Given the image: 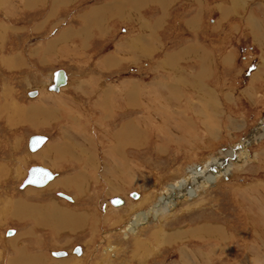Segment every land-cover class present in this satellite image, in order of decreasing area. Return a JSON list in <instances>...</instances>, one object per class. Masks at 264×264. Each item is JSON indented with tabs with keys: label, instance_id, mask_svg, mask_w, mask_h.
<instances>
[{
	"label": "rangeland",
	"instance_id": "obj_1",
	"mask_svg": "<svg viewBox=\"0 0 264 264\" xmlns=\"http://www.w3.org/2000/svg\"><path fill=\"white\" fill-rule=\"evenodd\" d=\"M5 1L0 9V141L4 142L0 146V264H60L52 252L68 251L74 259L77 245L85 249L80 264H107L110 258L109 264H264V130L248 148L254 160L237 164L196 202L172 206L175 209H168L163 218L135 235L117 232L129 220L127 214L135 211L130 209L132 201L149 195L150 202H155L166 186L187 174L186 169L212 154L222 152L229 159L228 151L263 124L264 0H111V11L91 8L78 30L71 28L74 0H40L33 9L25 7L26 0ZM207 2H216L218 8L202 12ZM48 4L49 11L38 10ZM55 6L68 8L52 12ZM109 18L124 21L113 27L119 28L113 32L121 38L117 43L100 40L99 32L105 33ZM89 23L97 32L89 40L99 38L94 47L92 41L87 44L92 35ZM80 30L86 37L77 35L84 39L82 44L81 38L79 44L74 41ZM57 36L69 44H60ZM63 46L69 54L62 52L61 61L47 73L31 60L49 47V56L42 58L51 61ZM79 55L89 58L78 65L64 58ZM58 69L67 72L70 86L59 93L42 90L38 97L26 95L29 87L44 88ZM164 80L168 85L161 83ZM129 85L134 89L130 95L137 98L126 106L122 100L130 96ZM5 87L15 89L18 97L2 96ZM106 90L107 97L102 99ZM107 99L112 110L105 114ZM21 105L27 107L20 110ZM137 116L139 125L147 128L139 133L140 145L126 152L124 168H112V159H119L120 153L109 152L107 135L119 132ZM35 134L48 137L40 153L28 150ZM12 144L18 149L15 160ZM82 148L93 155L92 167L86 165L85 171L84 163L76 160ZM97 155L104 166H98ZM35 164L56 172L57 178L42 187L21 189V181ZM14 167L19 171L13 172ZM82 171L88 180L81 175L76 179ZM117 173L130 181L118 183ZM114 197L121 198L122 204L114 205L110 200ZM19 198L37 204L42 213L35 219L20 218L11 208V202ZM145 199L138 205L140 210H150L151 203H144ZM125 205L128 213L111 209ZM55 206L66 213L88 210L91 216L80 229L64 230L65 223L55 226L60 221H54L58 218ZM9 209L11 215H7ZM46 216L52 217V225ZM9 229L14 233H8ZM20 250L33 262H14Z\"/></svg>",
	"mask_w": 264,
	"mask_h": 264
},
{
	"label": "bare ground",
	"instance_id": "obj_2",
	"mask_svg": "<svg viewBox=\"0 0 264 264\" xmlns=\"http://www.w3.org/2000/svg\"><path fill=\"white\" fill-rule=\"evenodd\" d=\"M40 0H26L25 1V7H29L30 9H33V7H35V5L39 2ZM124 1V0H123ZM112 2V1H111ZM114 2V1H113ZM6 1L5 0H0V9H2V7L4 8V5H5ZM60 3H63L62 1ZM237 3V2H236ZM238 5V3H237ZM6 13V12H5ZM87 13V12H86ZM10 14V13H9ZM257 23V22H256ZM250 25V24H249ZM87 27V26H86ZM254 27V26H253ZM4 28V27H3ZM261 28V27H260ZM264 28H262L261 31H263ZM78 30V29H77ZM65 31V30H64ZM255 31V30H254ZM264 33V31H263ZM65 35V34H64ZM76 35L78 36H84L85 34H83V31H77ZM57 40H60V44H65V43H68L69 42L67 40L64 41V39L62 38V36H57ZM84 38H86L84 36ZM263 38V36H262ZM137 38H135L133 41H135ZM54 40V38H53ZM61 46V45H60ZM50 47H51V44H50ZM81 49H83L82 47H80ZM48 49L49 47L46 48V53L42 54V56L45 57H48L49 56V52H48ZM68 50V47H65L63 46L62 49H60V52L58 51V53H56L55 55L61 57V55L63 54L62 52H65V53H68L69 52L67 51ZM69 50L71 51V49L69 48ZM75 52V51H74ZM33 53V52H32ZM76 53V52H75ZM48 54V55H47ZM134 55V54H133ZM11 60V58H10ZM13 64V62L11 63ZM5 65V64H4ZM59 70V69H58ZM57 71V70H56ZM52 72L51 74V77L48 78V81H46V83H44V88H43V85L41 87H34V89H30L31 87L27 88V92H26V95L29 97L32 96V97H38L42 90H45L47 91L48 93H59L61 91H63L62 89L63 88H66L68 86H70L71 84L69 83V79H68V74L67 72L64 70L65 74H66V83L65 84H62L60 85L59 87L55 88V86L53 85V83L55 82V72ZM200 72V71H199ZM259 72V71H258ZM23 77V80L25 82H28V77L27 76H22ZM47 77V76H46ZM161 82V81H160ZM170 82V81H169ZM163 84H166L168 85L167 81L165 82H161ZM5 84V83H4ZM91 84V83H90ZM128 85V84H127ZM126 85V86H127ZM177 85V84H176ZM4 86V85H3ZM52 86V87H50ZM137 86V85H136ZM140 87V86H139ZM178 87V86H177ZM90 88V87H89ZM129 90H128V93L130 95V93H134L133 92V87H131V85H129ZM135 88V86H134ZM151 88V87H150ZM53 89H56V91H54ZM104 89V88H103ZM152 89V88H151ZM175 89V87H174ZM173 89V90H174ZM7 90H10V92H7ZM93 90V89H92ZM125 90H126V87H125ZM145 90V89H144ZM143 90V92H144ZM168 90V89H167ZM99 91H102V90H99ZM98 91V92H99ZM142 91V89H141ZM153 92V89L151 90ZM177 91V89H176ZM179 91V89H178ZM177 91V92H178ZM155 92V91H154ZM3 94H1L2 96L5 95L6 97H10L12 99H16L18 97V92L11 88V87H5L4 88V91L2 92ZM107 93L108 91H104L103 94L101 95V98L104 97V99H106L107 97ZM114 93V91H113ZM117 93V92H116ZM142 93V92H141ZM147 93V91H146ZM157 92H155L154 94H156ZM173 93V91H172ZM16 94V95H15ZM119 94V93H118ZM145 94V93H144ZM150 94V93H149ZM177 94V93H176ZM14 95L16 96V98H14ZM54 95V94H53ZM114 95H116L114 93ZM121 95V94H120ZM134 95V94H133ZM133 95L129 96H125L126 98V101H123L122 99L124 98H121L122 100V104H125L126 106H128L130 104L129 100L130 99H134V98H137V97H133ZM174 94L171 95V97L173 96ZM117 96V95H116ZM144 96V95H143ZM155 96V95H154ZM178 96V94L176 95V97ZM111 97V96H110ZM108 97V99L110 98ZM115 97V96H114ZM118 97V96H117ZM120 97V96H119ZM122 97V96H121ZM131 97V98H130ZM140 97V96H139ZM151 97V96H150ZM156 97V96H155ZM124 98V99H125ZM141 98H143L141 96ZM149 98V97H148ZM159 98V97H158ZM178 98V97H177ZM176 98V99H177ZM103 99V98H102ZM101 99V100H102ZM107 100H104L103 102L107 105L104 106V112L105 114L107 113H110L111 110H109V108L111 106H109V101ZM119 99V98H118ZM151 99V98H150ZM156 99V98H154ZM173 99V98H171ZM7 100V99H6ZM58 100V99H57ZM178 100V99H177ZM114 101H115V104H116V99L114 98ZM113 101V102H114ZM158 101V100H157ZM156 101V102H157ZM2 102V101H1ZM118 102V100H117ZM121 102V101H120ZM159 102V101H158ZM5 103V102H3ZM1 104V103H0ZM142 104V103H141ZM148 104V103H147ZM151 104V103H150ZM163 104V103H162ZM4 105V104H3ZM118 105V104H117ZM140 105V104H139ZM143 105V104H142ZM171 105V104H170ZM169 105V106H170ZM22 107L19 108L20 110H23L24 108H26L27 106H24V105H21ZM119 106V105H118ZM122 106V105H120ZM136 106V105H134ZM163 106V105H162ZM167 106V105H166ZM156 107V106H155ZM159 107V106H158ZM157 107V108H158ZM122 108V107H121ZM150 108V107H149ZM148 108V110H149ZM161 108V107H160ZM159 108V109H160ZM166 107H164L165 109ZM171 108V107H170ZM118 109H120V107H118ZM128 109V108H127ZM156 109V108H155ZM173 109V108H172ZM87 110V109H86ZM144 110V109H143ZM147 110V109H146ZM151 110V109H150ZM154 110V109H153ZM167 110V109H166ZM169 110V109H168ZM170 111V110H169ZM149 112V111H148ZM155 112V111H154ZM157 112V111H156ZM174 112V111H173ZM16 113V112H15ZM73 114V113H72ZM147 114V113H146ZM158 114V113H157ZM169 114V113H168ZM144 115V114H143ZM150 114H148V117H149ZM6 116V115H5ZM23 116V115H21ZM142 116V115H140ZM158 116V115H156ZM170 115H168L169 117ZM173 116V115H172ZM133 117V116H132ZM139 116H137L136 118H134L133 120H129L128 122L124 123L123 126L121 127L120 125V129L118 130L119 132H116L115 134H108L107 135V138H108V141H109V144H110V148H109V152L112 153V154H117L120 153V156H119V159L117 160H114V158L112 159L113 161V166L112 168H114L115 166L118 167V170H121L122 168H124L127 164V160H126V152L128 150H131V148L133 147H136V146H139L140 145V136H139V133H143L145 132V130L147 129L144 125V127H142L141 125V122H140V119L141 118H138ZM143 117V116H142ZM154 117V116H153ZM163 118V117H162ZM171 118V117H170ZM151 119V118H150ZM172 119V118H171ZM8 120V119H7ZM144 120V119H143ZM149 120V119H148ZM146 121H147V116H146ZM145 122V121H144ZM150 123V122H148ZM263 124H261L259 127H256L255 130L250 134V137H247L245 140L242 141L241 144H239L238 148L237 147H232L231 150L228 151V154L230 155L229 156V159L226 158L222 152L220 153H215V154H212V156L207 159L206 161L203 160V163L202 164H194V166H190L187 170V174L185 176H182L180 177L177 181L171 183L170 185L166 186L165 189L162 190L163 194L159 195L157 200L155 202H150L151 198L149 197V195L145 196V197H142V195L140 196L139 200H135V201H132L131 205H130V209L131 207L133 208V211L130 215L127 214V218L129 219L128 221L126 220L127 223H125L121 228H119V230L117 232H123L124 235L128 236L130 233H133L134 235L136 233H138L137 230H143V228H145L147 225H149V223H154V221H159V219L163 218L164 216V213L165 211H167L168 209H172L174 207V205H180L182 204L183 202H196V200L198 199V197H200L201 194H203V191L204 190H207L209 188H212L216 185H218V183H220L219 180L223 179L225 177V175H228L230 174L234 169H235V166L239 163L242 162L241 165H243L244 163L246 164L247 161L249 160H254V157L250 156L249 152H248V148L249 146L256 142L257 141V135L259 133H261L263 130H264V122H262ZM143 124V123H142ZM143 128V129H142ZM145 128V130H144ZM151 128H152V125H151ZM154 129V128H153ZM157 130V129H156ZM152 131V130H151ZM144 134V133H143ZM144 142V141H143ZM4 143L2 141H0V146L1 144ZM8 143V142H7ZM48 143V137H47V140L37 149V150H30L29 149V141H28V150H30L31 152H35V153H40L43 149V147ZM186 143V142H185ZM99 144V142H98ZM191 144V143H190ZM164 145V144H163ZM17 146V145H16ZM166 146V145H165ZM56 147V146H54ZM62 147V146H61ZM1 148V147H0ZM16 147L12 144L11 145V150H12V156H13V160H15V156H16ZM58 149V148H56ZM1 150V149H0ZM86 149H81L80 152H78L76 155V160L79 161L80 165L82 164V162L84 163V165L82 164V170L86 169V165H90V167H92V161H91V158L93 155H90L89 153H87L85 151ZM162 150V149H161ZM222 151V150H221ZM55 152V151H54ZM59 153V152H58ZM128 153V152H127ZM125 156V157H124ZM28 157V155H27ZM55 157V156H54ZM98 157V155H97ZM74 158V157H73ZM12 159V158H11ZM99 159L101 160V156L98 157V162H99ZM90 160V161H89ZM7 161V160H6ZM97 159L94 157L93 158V162L94 164L96 163ZM102 161V160H101ZM105 162V161H104ZM22 163V162H21ZM87 163V164H86ZM226 163H228L226 165ZM234 163V164H232ZM10 164L13 165V163L11 162ZM9 164V165H10ZM9 165H6L4 164V166H7L9 167ZM95 166V165H94ZM99 167L101 166H104V163L99 162L98 164ZM6 167V168H7ZM94 168V167H93ZM111 167L109 168L110 170L112 169ZM8 170V168H7ZM109 172V174H111V172ZM19 169L17 170L16 167L13 168V172H18ZM85 171V170H84ZM82 171V173H79L76 177L77 180H79L78 177L81 176H84L86 172ZM115 171V170H113ZM112 171V176H116V171L115 173ZM178 171V170H177ZM182 171V170H181ZM11 172V171H10ZM54 172V171H53ZM56 175L57 173L54 172ZM19 174V173H18ZM119 175V173H117ZM55 175V179L57 178V176ZM27 176V175H26ZM25 176V178H26ZM159 176V175H158ZM7 177V176H6ZM87 180H88V177L84 176ZM125 177V176H124ZM161 178L163 176H160ZM24 178V179H25ZM81 178V177H80ZM117 180H118V183L120 182H123V181H130V180H127V179H123V177H121L120 175L116 177ZM23 179V181H24ZM54 179V181H55ZM52 181V180H51ZM50 181V182H51ZM53 181V182H54ZM60 181V180H59ZM59 181H57L56 183L58 185L62 184V183H58ZM111 181V180H110ZM151 181V180H150ZM116 182V181H115ZM22 181L20 183V188L22 189L21 185H22ZM117 183V182H116ZM149 183V182H148ZM150 184V183H149ZM64 185V184H63ZM111 185V183H110ZM123 185V184H122ZM151 185V184H150ZM149 185V186H150ZM54 186V184H53ZM55 186H57L55 184ZM54 186V187H55ZM112 189H114L115 191H118L119 192V189L115 187V183H113V185H111ZM124 186V185H123ZM27 187H31V185H27L25 186L23 189H26ZM48 187V186H47ZM161 188V187H160ZM82 189V188H81ZM26 193V192H25ZM59 193H62V192H59ZM148 193V192H147ZM146 193V194H147ZM61 196V195H60ZM68 196V195H67ZM70 197V196H69ZM134 197H137L136 194H134ZM14 197H12L13 199ZM66 198V197H65ZM71 198V197H70ZM114 198H118L119 200H121L120 203H114L113 202V198L110 199L111 202L118 206V205H121L123 200L119 197H114ZM145 199L144 203L145 202H150L151 203V206H150V210H140L138 207V205H142V201L143 199ZM10 198H7V200H9ZM68 199V198H66ZM137 199V198H136ZM68 200H71V199H68ZM72 201H76V199L74 197H72ZM192 202V203H193ZM31 202H27L25 201L24 198H19L18 200H15L14 203L11 202L12 206L11 208L14 207L15 209V212L14 213H19V217L20 218H30V219H35V215L37 214H40L41 211H39V208H41L40 206H37V204H30ZM199 203V202H198ZM50 204V203H48ZM202 204V202H201ZM10 205V204H9ZM199 205V204H198ZM52 205H49L48 208H50ZM114 207V208H111L112 210H114L115 208H118V210H122L124 212H127L128 213V208L127 206H121V207ZM56 207V206H55ZM196 207V206H195ZM57 208V207H56ZM143 208V207H142ZM175 209V208H174ZM10 210V209H9ZM7 211V215H11V210L10 211ZM59 210V211H58ZM64 210V209H63ZM117 210V209H116ZM117 210V212H118ZM55 211L58 213V218H54V221L56 220H60V221H56L55 223V226H57V222L58 224L60 223H65V225L63 226L64 230H70L72 232L76 231L77 229H80L81 227V224H83V222L86 223V221L88 220V217L91 216V212L88 211V210H83V211H78V212H69V213H66V211H62L60 209H55ZM61 211V212H60ZM177 211V210H176ZM115 212V210L113 211ZM168 212V211H167ZM42 213V212H41ZM126 214V213H125ZM166 214V213H165ZM173 214V213H172ZM132 215V216H131ZM170 215V214H169ZM261 215V214H260ZM109 216L111 217L110 213H107L105 215V219H109ZM125 216V215H124ZM32 217V218H31ZM75 218V219H74ZM45 219H47L48 221V224H51L52 225V217H49V216H46ZM63 219V221L61 220ZM70 220V223H68L67 220ZM21 220V219H20ZM25 220V219H24ZM75 222V224H74ZM66 224H68V226L66 227ZM213 228V227H212ZM62 229V228H61ZM108 233V232H107ZM153 233H155L153 231ZM152 233V234H153ZM220 233V232H218ZM6 234V233H5ZM132 234V235H133ZM154 235V234H153ZM244 235V234H243ZM108 236V235H107ZM106 236V237H107ZM245 236V235H244ZM5 237V236H4ZM6 238V237H5ZM10 239V238H8ZM263 241V240H262ZM264 242V241H263ZM262 242V244H264ZM260 244V243H259ZM261 248V247H260ZM82 249V248H81ZM58 251H61V250H58ZM85 251V249H84ZM83 249H82V252L81 253H77V256L78 257H74V259H70V253L68 251L66 255H61V256H55V257H58L60 259V264H80V260L79 258L83 257L85 255ZM18 256L12 258L14 260V262H17V263H20V262H24V260L26 261H32L33 262V259L32 258H27V255L24 254L21 250L18 251ZM53 253V252H52ZM75 254V255H76ZM108 262L107 264L111 263V261L113 262V259L110 258V259H106ZM111 260V261H110ZM41 261V260H40Z\"/></svg>",
	"mask_w": 264,
	"mask_h": 264
},
{
	"label": "crops",
	"instance_id": "obj_3",
	"mask_svg": "<svg viewBox=\"0 0 264 264\" xmlns=\"http://www.w3.org/2000/svg\"><path fill=\"white\" fill-rule=\"evenodd\" d=\"M93 2H91V3H87L86 2V0H74V2L73 3H71V5H73L74 7L76 6V8L74 9V11H73V16H72V23H71V28H73V30H76V29H80V28H83L84 27V23H83V18H82V16L86 13V12H88V11H90V9L91 8H99V7H103V9H105L106 11H111L112 10V7H113V3L111 2V0H92ZM159 3V2H158ZM250 3V2H249ZM50 5L51 4H48V5H40V7L38 8V10L40 9V10H48L49 11V7H50ZM53 5V4H52ZM207 5V6H206ZM49 6V7H48ZM69 6V5H68ZM68 6L67 7H64V6H60V7H57V6H55V8H54V10L52 11V12H63L64 10H67V8H68ZM204 6V5H203ZM202 6V12H204V11H206L207 10V8H211V9H214V8H218L217 6V4H216V2L215 3H206L205 4V7H203ZM47 7V8H46ZM248 8H249V4H248ZM50 9H52V8H50ZM210 9V10H211ZM197 11V10H196ZM108 14H112V13H108ZM202 16H204V13L202 14ZM55 18V17H54ZM60 18H62L61 16H59V19ZM59 19H58V21H59ZM201 19V18H200ZM49 20V19H48ZM48 20L46 21L47 23V25H50L49 23H48ZM121 22H124L122 19H120V18H109V21H107V27L105 28V33H102V32H99V34H100V40H101V42L102 41H104V40H111V39H114V41L117 43V41L118 40H120L121 38H116L115 36L117 35L116 34V30H118V29H116V28H113L114 27V25H116L117 24V26L119 27V25H120V23ZM215 22H217L216 20L214 21V23ZM67 24H64V25H62V26H60V28L57 30V32L56 33H54V34H52L50 37H49V40L53 37V36H55L58 32H59V30L60 29H62L63 27H65ZM221 25V24H220ZM233 27H234V25H232ZM88 28H89V31H91V36L90 37H88V40H87V44H89L90 43V41H92L93 39H94V37H96L97 36V32H96V29L94 28V27H92V25L89 23V25H88ZM114 31H116L115 33H113ZM106 34H108L107 36V38H105V37H103V35H106ZM102 36V37H101ZM118 36V35H117ZM121 36V35H120ZM84 37V36H83ZM99 37V36H98ZM81 37H78L77 35L75 36V40H74V38H73V40L75 41V42H77L78 44H79V42H80V39ZM92 39V40H89V39ZM116 38V39H115ZM85 39V38H84ZM84 39L83 38H81V44L83 43V41H84ZM99 39V38H98ZM98 39H96V40H94V42L93 43H91V46H93L94 47V43H95V41H97V42H99L98 41ZM264 40V39H263ZM80 44V45H81ZM80 45H79V48H80ZM90 45V44H89ZM81 49V48H80ZM88 49V48H87ZM116 49V48H115ZM77 51V50H76ZM84 51H86L85 49H84ZM88 51H89V49H88ZM88 55H85V56H72V58H68V57H64V58H67L68 60L70 59V60H73V61H75V64L76 65H78L79 63H80V61L81 60H88V58L89 57H87ZM63 58V57H62ZM66 59V60H67ZM229 59L230 58H227V63L229 62ZM31 60L32 61H34L35 62V65L37 66V68L38 69H42V70H46V73H47V71H50V70H52V69H54V68H56V65L55 64H57V62H60L61 61V59H60V55L59 56H56L55 58H53L51 61L50 60H48V61H46V59H43L42 58V54H39V56L37 55V56H34V57H32L31 58ZM87 62H89V61H87ZM125 64H127V63H125ZM124 64V65H125ZM123 66V65H122ZM121 66V67H122ZM42 67V68H41ZM24 70V73L26 72V69L25 68H23ZM22 71V72H23ZM18 72V71H17ZM71 75V74H70ZM50 87H52V86H50Z\"/></svg>",
	"mask_w": 264,
	"mask_h": 264
},
{
	"label": "water",
	"instance_id": "obj_4",
	"mask_svg": "<svg viewBox=\"0 0 264 264\" xmlns=\"http://www.w3.org/2000/svg\"><path fill=\"white\" fill-rule=\"evenodd\" d=\"M66 83V74L63 69H59L55 72V82L53 85L55 88L59 87L62 84ZM47 140V136L41 135V134H35L30 137L29 140V149L34 151L37 150L45 141ZM55 173L50 170L49 168L40 165V164H35L32 165L29 168L28 174L26 178L24 179L21 187L24 188L27 185H33L36 187H42L47 185L51 180L55 178ZM62 197H66L68 199H71L69 196H67L64 193H59ZM114 203H120L121 200L118 198H113ZM8 233H14V230L9 229ZM75 252L81 253L82 249L80 245H77L75 247ZM67 252L64 250L61 251H53L54 256H61V255H66Z\"/></svg>",
	"mask_w": 264,
	"mask_h": 264
}]
</instances>
